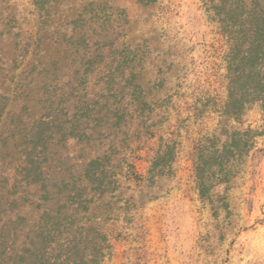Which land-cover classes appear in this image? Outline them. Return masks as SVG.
I'll return each mask as SVG.
<instances>
[{"label":"rangeland","instance_id":"374dc122","mask_svg":"<svg viewBox=\"0 0 264 264\" xmlns=\"http://www.w3.org/2000/svg\"><path fill=\"white\" fill-rule=\"evenodd\" d=\"M218 1L0 0V264H25L22 228L47 167L96 154L121 179L92 205L108 237L103 264H264V136L215 187L214 206L194 180L198 140L221 120L264 124L259 104L241 122L221 116ZM136 83L147 105L131 97ZM166 143L173 171L151 177Z\"/></svg>","mask_w":264,"mask_h":264},{"label":"trees","instance_id":"16d2710c","mask_svg":"<svg viewBox=\"0 0 264 264\" xmlns=\"http://www.w3.org/2000/svg\"><path fill=\"white\" fill-rule=\"evenodd\" d=\"M213 10L227 47L224 62L228 97L221 116L241 122L248 109L259 104L264 120V0H219ZM129 75L135 82V73ZM135 90L131 97L147 105L139 84ZM222 123L219 133L198 140L194 160L199 195L213 206L215 187L237 176V164L250 155L256 138L264 136V124L259 130L251 126L229 129ZM174 161L175 146L166 143L153 158L149 174H171ZM52 166L47 167V176L38 188L36 215L22 228L26 230L25 264H103V242L107 246L108 237L92 205L102 203L107 192L117 189L121 182L118 173L109 171L110 164H103L99 154L72 166L61 165L55 170ZM31 167L40 175L44 173L37 161ZM89 245L93 251L81 253L80 248ZM65 246L64 252L50 254Z\"/></svg>","mask_w":264,"mask_h":264}]
</instances>
